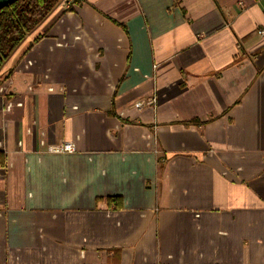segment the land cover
Masks as SVG:
<instances>
[{"label": "crops", "instance_id": "crops-1", "mask_svg": "<svg viewBox=\"0 0 264 264\" xmlns=\"http://www.w3.org/2000/svg\"><path fill=\"white\" fill-rule=\"evenodd\" d=\"M262 29L264 0H63L0 71V264H264Z\"/></svg>", "mask_w": 264, "mask_h": 264}, {"label": "trees", "instance_id": "trees-1", "mask_svg": "<svg viewBox=\"0 0 264 264\" xmlns=\"http://www.w3.org/2000/svg\"><path fill=\"white\" fill-rule=\"evenodd\" d=\"M63 0H13L0 9V71L6 61ZM9 74L0 75V84Z\"/></svg>", "mask_w": 264, "mask_h": 264}, {"label": "built area", "instance_id": "built-area-1", "mask_svg": "<svg viewBox=\"0 0 264 264\" xmlns=\"http://www.w3.org/2000/svg\"><path fill=\"white\" fill-rule=\"evenodd\" d=\"M259 33L264 35V30H259ZM28 65H32V61L29 60L27 62ZM157 102V99L152 97V98H149L146 102H138L136 104L137 107L141 108L143 107L144 104L146 105H150V104H155ZM56 151H61V150H67V151H71L73 149V147L70 145V144H65L63 147H55L54 148Z\"/></svg>", "mask_w": 264, "mask_h": 264}, {"label": "water", "instance_id": "water-1", "mask_svg": "<svg viewBox=\"0 0 264 264\" xmlns=\"http://www.w3.org/2000/svg\"><path fill=\"white\" fill-rule=\"evenodd\" d=\"M13 0H0V9L11 3Z\"/></svg>", "mask_w": 264, "mask_h": 264}]
</instances>
